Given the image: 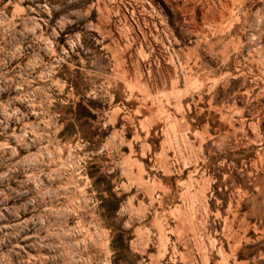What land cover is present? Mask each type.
I'll return each instance as SVG.
<instances>
[{
    "label": "rangeland",
    "instance_id": "374dc122",
    "mask_svg": "<svg viewBox=\"0 0 264 264\" xmlns=\"http://www.w3.org/2000/svg\"><path fill=\"white\" fill-rule=\"evenodd\" d=\"M0 264H264V0H0Z\"/></svg>",
    "mask_w": 264,
    "mask_h": 264
}]
</instances>
